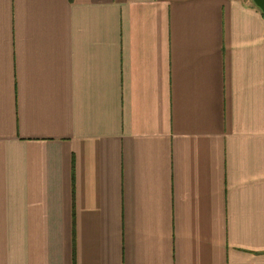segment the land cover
<instances>
[{
  "label": "crops",
  "instance_id": "crops-1",
  "mask_svg": "<svg viewBox=\"0 0 264 264\" xmlns=\"http://www.w3.org/2000/svg\"><path fill=\"white\" fill-rule=\"evenodd\" d=\"M0 264H264L253 0H0Z\"/></svg>",
  "mask_w": 264,
  "mask_h": 264
},
{
  "label": "water",
  "instance_id": "water-1",
  "mask_svg": "<svg viewBox=\"0 0 264 264\" xmlns=\"http://www.w3.org/2000/svg\"><path fill=\"white\" fill-rule=\"evenodd\" d=\"M263 11L264 13V0H253Z\"/></svg>",
  "mask_w": 264,
  "mask_h": 264
}]
</instances>
